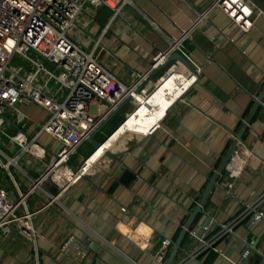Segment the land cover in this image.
<instances>
[{
    "label": "crops",
    "instance_id": "0c3cea01",
    "mask_svg": "<svg viewBox=\"0 0 264 264\" xmlns=\"http://www.w3.org/2000/svg\"><path fill=\"white\" fill-rule=\"evenodd\" d=\"M213 1L132 0L115 17L111 9L101 7L93 19L81 18L76 37L81 44L95 47L98 61L128 83L133 73L145 72L152 58L195 19L196 12L206 10ZM251 1L262 13L248 32L233 41L217 46L212 40L231 26L220 9H214L183 41L178 53L198 68L199 77L166 111L152 134L134 135L112 150L119 153L117 160L102 158L58 201L49 203L50 197L42 189L27 198L26 209L36 212L31 219L35 238L31 241L18 232L0 237V264H156L150 254L164 236L177 238L188 211L197 204L228 149L231 134L239 131L264 85V0ZM174 61L159 69L152 80ZM131 106L123 107L124 116ZM19 108L28 116V133L35 132L47 117L33 104ZM243 139L251 154L234 180L235 198L225 197L220 186L213 187L202 207L215 222L212 227L228 222L239 211L241 201L251 202L264 193V97ZM41 140L51 142L45 135ZM85 156L74 155L72 165L78 166ZM39 170L38 166L29 170L30 176L35 177ZM6 177H0V185L15 198L16 187ZM16 180L20 190L30 182L21 175ZM44 187L50 193L56 191L50 183ZM206 221L198 214L188 229H197L201 235L197 226ZM233 230L218 241L221 253L208 250L187 264H237L248 246V261L264 264V219L251 228L242 222ZM70 234L79 240L83 257L71 249L59 250ZM195 243L186 233L181 246L189 252ZM183 256L177 252L173 263Z\"/></svg>",
    "mask_w": 264,
    "mask_h": 264
},
{
    "label": "built area",
    "instance_id": "2783aa9c",
    "mask_svg": "<svg viewBox=\"0 0 264 264\" xmlns=\"http://www.w3.org/2000/svg\"><path fill=\"white\" fill-rule=\"evenodd\" d=\"M131 3L132 0H0V133L11 142L9 152L13 146L17 148L11 155L0 149V168L16 187L14 198L10 190L0 185V237L18 232L34 240L31 219L36 212L26 209L27 198L42 189L49 195V203L58 201L59 196L90 171L96 164H87L92 150L78 166L72 165L73 156L86 143V138L126 97L130 96L129 103L135 106L137 95L146 96L178 67L179 62L174 61L156 80L152 77L135 91L157 67L165 65L169 55L179 52L191 31L207 20L214 9L222 10L231 21L229 29L212 38L217 46L248 32L262 13L251 0H214L206 10L196 12L195 19L180 30L177 38L170 40L166 50L152 58L145 72L133 73L132 80L124 83L98 61L95 47H87L78 41L76 32L81 18H93L99 8L108 7L115 17L123 5ZM99 41L97 39L96 44ZM197 73L198 68L195 72L189 71L191 84L168 109L197 81ZM21 104L36 105L47 113L45 121L33 133L26 131L28 116L19 108ZM158 125L159 122L143 135L152 134ZM6 128H11L12 133L6 134ZM43 135L51 142H43ZM231 138H234L233 134ZM250 154L245 142L238 141L219 174L220 181H217L225 197L235 198L234 180L241 174ZM1 155L5 161L1 160ZM24 155L32 157L37 164L29 159L22 161ZM36 166L40 170L32 177L29 170ZM17 175L30 179L23 190L18 187ZM46 183L55 187V193L45 189ZM263 202L264 193L251 202L241 201L239 211L228 222L215 224V227H212L215 222L204 211L202 215L207 221L197 226L201 235L197 229L187 230L196 243L177 264L195 261L208 250L221 253L218 241L233 233L235 226L244 222L251 228L264 219ZM171 246L172 239L164 236L150 254L151 259L156 264H165ZM68 249L79 257L84 256L80 242L73 234L59 245L61 252ZM250 251L249 246L245 248L237 264H256L248 261Z\"/></svg>",
    "mask_w": 264,
    "mask_h": 264
},
{
    "label": "bare ground",
    "instance_id": "6f19581e",
    "mask_svg": "<svg viewBox=\"0 0 264 264\" xmlns=\"http://www.w3.org/2000/svg\"><path fill=\"white\" fill-rule=\"evenodd\" d=\"M189 71L186 66L179 63L178 67L164 77L146 96L137 95L134 101L136 105L131 106L116 128L100 141L99 147L88 154L87 164L93 162L96 165L100 164L105 151L119 148L134 135H143L158 123L168 106L191 84Z\"/></svg>",
    "mask_w": 264,
    "mask_h": 264
},
{
    "label": "water",
    "instance_id": "95a60500",
    "mask_svg": "<svg viewBox=\"0 0 264 264\" xmlns=\"http://www.w3.org/2000/svg\"><path fill=\"white\" fill-rule=\"evenodd\" d=\"M178 61L179 63H182L184 66H186L191 72H195V68L193 66H191L189 64V62L179 53H173L171 55H169L166 59L165 65L167 63H169L170 61ZM164 65H161L159 67H157L152 74H150L142 84H140L138 86V88H136V92L139 91L143 85L145 83H147L148 80H150L154 74L163 67ZM199 77V74L197 73V79ZM264 97V85L261 89V91L259 92V94L257 95L256 98H254L253 100V105L250 108L247 116L244 118V120L241 123V127L239 129V131L237 133L234 134V138L232 139L228 149L226 150L225 154L223 155V157L221 158L220 163L218 164V166L216 167L213 175L211 178L208 179V183L205 186V189L203 190V193L200 197V199L198 200L197 204L194 206V208L190 211H188V218L186 220V222L183 224L182 228L180 229V232L177 236V238L175 240H172V246L171 249L167 255V259L165 264H172L174 261V257L176 255L177 252L183 253L185 254L186 251L182 248L181 246V242L185 236V234L187 233L188 228L190 227L191 223L193 222V220L196 218V216L198 214H203L204 210L202 209L206 196L208 195V193L210 192V190L213 187H218L217 184V179L218 176L220 174V172L222 171L225 163L227 162L232 150L234 149V147L236 146L238 141H244L243 139V133L246 130V128L249 127V123L251 121L252 116L254 115V112L256 111V109L258 107H262V99ZM130 101V96L126 97L118 106H116V108L108 114V116L105 118V120L99 125V127L92 132L87 138H86V143L89 144L92 147V150L99 147L100 145V141L98 139H96V135L101 131V129L103 128V126L114 116L116 115L126 104H128ZM119 156V153L117 152H113L112 150H107L104 153V157L109 159V160H117Z\"/></svg>",
    "mask_w": 264,
    "mask_h": 264
},
{
    "label": "rangeland",
    "instance_id": "374dc122",
    "mask_svg": "<svg viewBox=\"0 0 264 264\" xmlns=\"http://www.w3.org/2000/svg\"><path fill=\"white\" fill-rule=\"evenodd\" d=\"M85 8H87V4H85ZM96 12H94V14H95ZM90 19H93V18H90ZM129 108V107H128ZM126 109L125 108H123L121 111H119V113H117L116 115H114L105 125H104V128H102L101 129V131L96 135V138L97 139H104L108 134H110V132H112L115 128H116V126L118 125V123L120 122V121H122L123 120V118H124V111H125ZM129 109H127V111H128ZM43 111V113H45V111L44 110H42ZM12 131L13 130H11V128H6L5 129V133L6 134H10V133H12ZM11 145V142H10V140H9V138L4 134V133H0V149H2L3 151H6L9 155H11L12 154V152L14 151H16L17 150V148H16V146H13L14 147V149L12 150V152H9L8 151V147ZM92 150V147L89 145V144H87V143H85V144H83V147H80L79 149H78V151H77V153H76V157H79L80 156V154L81 155H86L87 153H89L90 151ZM25 159H28V156L27 155H24L23 156V158H22V161H25ZM1 160L2 161H5V158L1 155ZM29 160L33 163V164H37L36 163V161L32 158V157H30L29 158ZM80 164V163H79ZM11 170H13V167L11 168ZM6 177V174H5V171L2 169V168H0V177ZM6 179H7V177H6Z\"/></svg>",
    "mask_w": 264,
    "mask_h": 264
}]
</instances>
